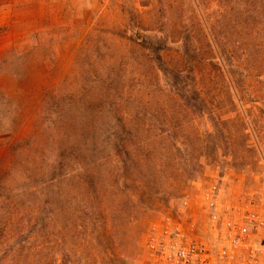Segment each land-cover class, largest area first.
<instances>
[{
    "label": "rangeland",
    "instance_id": "1",
    "mask_svg": "<svg viewBox=\"0 0 264 264\" xmlns=\"http://www.w3.org/2000/svg\"><path fill=\"white\" fill-rule=\"evenodd\" d=\"M225 172L264 177V0H0V264H146Z\"/></svg>",
    "mask_w": 264,
    "mask_h": 264
},
{
    "label": "built area",
    "instance_id": "2",
    "mask_svg": "<svg viewBox=\"0 0 264 264\" xmlns=\"http://www.w3.org/2000/svg\"><path fill=\"white\" fill-rule=\"evenodd\" d=\"M144 250L146 264H264V177L194 181L150 225Z\"/></svg>",
    "mask_w": 264,
    "mask_h": 264
},
{
    "label": "trees",
    "instance_id": "3",
    "mask_svg": "<svg viewBox=\"0 0 264 264\" xmlns=\"http://www.w3.org/2000/svg\"><path fill=\"white\" fill-rule=\"evenodd\" d=\"M172 74H174V77H176V76L180 77V75H181L175 69H173ZM197 89H198L197 86H193V87L191 86L188 93H186V96L178 94L180 109H184V111H193V112H202V113L207 112V109H206L207 107H205L206 106V100L205 99H201V100L199 99L200 95H202L203 93ZM210 117H212V115H210ZM246 129H247V127L244 128L243 131H245ZM216 130H218V133H219V129L217 127H216ZM122 140L120 141V143L116 147L118 149L117 151L119 152V154H118L119 160H118V164H116V165H119V163H121V165L123 164L121 172L123 175L128 177V166L129 165L125 159L127 156V153H125V151H124V148L126 149V147L124 145L125 142H123ZM208 148H209L208 145H205V147H203V150H205V151L210 150ZM211 150L214 151V149H211ZM178 151L180 152L182 150H178ZM215 151H217V150H215ZM118 168H121V167H118Z\"/></svg>",
    "mask_w": 264,
    "mask_h": 264
}]
</instances>
